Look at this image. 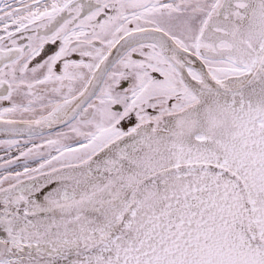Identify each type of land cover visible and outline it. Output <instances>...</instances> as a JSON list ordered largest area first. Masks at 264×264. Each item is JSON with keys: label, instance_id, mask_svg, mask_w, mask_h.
Wrapping results in <instances>:
<instances>
[{"label": "snow or ice", "instance_id": "6c2138e0", "mask_svg": "<svg viewBox=\"0 0 264 264\" xmlns=\"http://www.w3.org/2000/svg\"><path fill=\"white\" fill-rule=\"evenodd\" d=\"M0 264H264V0H0Z\"/></svg>", "mask_w": 264, "mask_h": 264}]
</instances>
